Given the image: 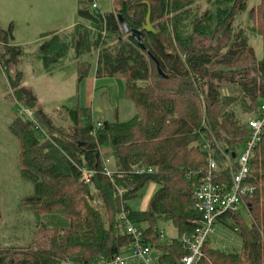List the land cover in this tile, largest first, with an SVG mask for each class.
Returning a JSON list of instances; mask_svg holds the SVG:
<instances>
[{
    "label": "trees",
    "instance_id": "trees-1",
    "mask_svg": "<svg viewBox=\"0 0 264 264\" xmlns=\"http://www.w3.org/2000/svg\"><path fill=\"white\" fill-rule=\"evenodd\" d=\"M194 1L114 0L113 10L104 12L93 11L92 0H80V22L67 34L40 37L38 52L47 73L69 49L76 59L94 53L95 76L122 78L135 113L96 128L90 109L62 106L72 129L61 136L36 108L35 96L20 86L21 73L15 74L14 84L9 81L15 99L33 109L43 130L38 137L28 120L10 124L20 176L33 185L21 205L36 219L37 234L24 247L0 248V264H91L121 254L131 243L117 218L122 206L134 224H146V241L163 252L166 262L186 253L177 238L159 242L158 224L170 221L178 235L193 231L199 217L193 191L205 177L208 157L218 165L214 180L229 185L238 167L237 150L249 134L243 117L254 115L264 102V0L247 9L252 32L262 40L259 60L238 24L248 0H206L200 14L189 8ZM148 7L157 36L142 30ZM118 15L129 29L142 31V48L121 31ZM10 34V27L0 28V47L14 64L22 51L8 45ZM89 66L76 61L77 81ZM226 160L235 171L223 166ZM136 166L152 171L137 174ZM81 168L93 171L86 184L79 181ZM246 182L254 187L241 206L248 221L239 212L219 218L238 234L241 250L222 253L207 244L199 264H264V131ZM149 183L155 190L147 209H130L128 202Z\"/></svg>",
    "mask_w": 264,
    "mask_h": 264
},
{
    "label": "rangeland",
    "instance_id": "rangeland-1",
    "mask_svg": "<svg viewBox=\"0 0 264 264\" xmlns=\"http://www.w3.org/2000/svg\"><path fill=\"white\" fill-rule=\"evenodd\" d=\"M79 1L0 0V28L7 30L10 27L11 34L8 38V45L22 51V55H18L16 62L13 64L6 60L9 58V55L4 54L3 49L0 47V54H3L0 58V85L3 84V88H6V84L8 83L7 92L3 90L2 94H5L8 100L10 98L13 101L12 105L5 112L8 115L7 117L14 118L13 122L15 119L22 121L28 119L17 115L18 105L23 104L15 99L14 90L10 87L9 81H12L14 84L15 74L18 72L21 73V79L22 75L25 76V79L21 82H27L33 89H37L38 86L44 84L42 82L43 77L40 76L36 78L37 80L35 79L39 71L45 70L39 61L38 45L41 43L40 37L43 34L51 32L67 34V31L72 28L70 26L81 20L77 16ZM96 1L101 11L109 12L113 10L114 0ZM257 1H247V8L241 18H239L238 24L243 27L245 35L253 47L254 56L259 60L263 54L262 40L260 36L252 32L253 22L247 13V9L257 3ZM207 6L206 0H195L189 8L200 14ZM82 55H80V59L88 61L90 66L87 75L74 83L73 86L79 106L91 108L94 124L96 122H124L132 118L135 113L134 106L124 95L123 79L107 76L95 78V54ZM32 71L34 72L33 75ZM29 91L32 93L31 88ZM223 92L224 94H228L225 88ZM42 93L46 102L43 105L44 110L51 108L53 112L49 115L53 131H56V134L61 133V136L69 134L72 125L66 114V110L62 107L53 110V106L50 104L52 102V91L45 89ZM247 116L244 115L243 118L246 119ZM2 120L3 118L0 119V248L12 246L24 247L35 240L37 234L35 227L36 219L29 210L21 205L22 197L33 191V185L24 178H20L15 158L17 155V139L10 132V124L12 122L11 119H7L5 122ZM41 133L40 129H35L36 136L40 137ZM259 150L260 148L256 151L257 158L260 157ZM240 152L241 148L237 150V155ZM231 165L229 160L223 163V166H230V169ZM231 170L235 171V167L232 166ZM149 189L150 183L142 189L141 195L138 198L128 202L130 209L141 211L147 207ZM239 213L247 222L248 216L242 207H240ZM157 228L158 231L164 234L166 240L177 238L178 236L175 226L170 221L159 223ZM207 243L209 247L222 253L239 252L241 250V240L238 234L220 222L214 224L213 232L207 239Z\"/></svg>",
    "mask_w": 264,
    "mask_h": 264
},
{
    "label": "built area",
    "instance_id": "built-area-1",
    "mask_svg": "<svg viewBox=\"0 0 264 264\" xmlns=\"http://www.w3.org/2000/svg\"><path fill=\"white\" fill-rule=\"evenodd\" d=\"M91 9L99 10L96 0H92ZM17 115L26 117L36 129L42 130L34 118L32 109L20 104L17 108ZM246 125L249 134L237 156L238 167L232 174L229 185L214 180L219 173L218 165L214 159L208 157L205 177L193 191L194 209L199 217L194 221L195 226L192 232L181 233L177 236L179 244L186 253L177 258L173 264H199L204 256V246L208 244L207 239L213 232L214 224L219 222L221 216L239 212L243 198L253 192L254 187L246 181L250 172L251 156L260 144L264 131V102L257 106L254 115L246 118ZM102 126V123L96 122V128H102ZM207 147L206 143L202 145L203 149ZM134 171L141 174L152 170L136 166ZM103 172L106 176H111V172L106 168ZM92 174V170L81 168L79 181L84 184L88 183ZM117 218L122 230L131 238L129 247L123 253L111 258L99 257L91 264H169L164 260L163 252L156 245L146 241L144 228L131 221L128 209L122 206ZM158 239L162 243H169L171 240H166L161 231L158 232Z\"/></svg>",
    "mask_w": 264,
    "mask_h": 264
},
{
    "label": "crops",
    "instance_id": "crops-1",
    "mask_svg": "<svg viewBox=\"0 0 264 264\" xmlns=\"http://www.w3.org/2000/svg\"><path fill=\"white\" fill-rule=\"evenodd\" d=\"M76 23H73V25H71L70 27L73 28ZM80 58H81V56H79L76 59L74 56V51L72 49H69L66 56L64 58H62L57 63V65L51 71V73H47L45 70H43V71H39L36 74L35 79L39 78L41 76V77H43L42 82H44V84L42 83L43 85L38 86L37 89L36 88L33 89V87L29 86V84L27 82H24V83L21 82L22 87L29 88V89L31 88V91L36 98V108H39L41 110V112L45 115V117L48 118L50 121H51V119L49 118V115H51V113H53V112H52L51 108L49 110H44L43 105L46 104V102L44 100V94L42 93V91H45V89L52 91V96H51L52 102L50 104L53 106L52 107L53 110H56L57 108L62 107V106H66L67 108H70V109L74 108L75 106H79L78 102L76 101L77 98H76V94H75L76 93L75 88L73 89L74 83L78 82L77 77H76V61L88 62L86 60H81ZM41 65H42V62H41ZM94 68L96 69V59H94ZM23 73H24V70H23ZM31 73L33 75L34 72L32 71ZM94 76H95V71H94ZM95 78H97V77L95 76ZM3 79H4V77H3ZM24 79H25V76L22 75L21 81H23ZM39 83H41V81H39ZM123 83H124V81H123ZM58 84H60V85H58ZM7 86H8V83L6 84V88H3V84L0 85V113H1L0 119L3 118L2 121H4V122L7 119H11V122H12L14 120V118L7 117L8 115L5 112L12 105L13 101L10 98L8 100L5 97V94L4 95L2 94L3 90H6V92H7V90H8ZM7 95H8V93H7ZM84 108H87V107H84ZM88 109L91 110V108H88ZM9 112H10V110H9ZM91 112H92V110H91ZM8 125H9V122H8ZM16 152H17V155L15 158H16V165H17V157H18L17 146H16ZM18 173L20 175V172H18ZM20 178H21V176H20ZM154 190H155V184L150 183V189L148 190L147 206H148L149 200H150ZM32 192H30L29 194H27L25 196L32 194ZM25 196H23V197H25ZM146 209H147V207L141 211H144ZM142 225H143L142 226L143 228L146 227V224H142Z\"/></svg>",
    "mask_w": 264,
    "mask_h": 264
},
{
    "label": "water",
    "instance_id": "water-1",
    "mask_svg": "<svg viewBox=\"0 0 264 264\" xmlns=\"http://www.w3.org/2000/svg\"><path fill=\"white\" fill-rule=\"evenodd\" d=\"M117 19H118V23H119L121 31L124 34H129L133 38V40L138 44V46H140L142 48L143 45H142L141 38H140L142 31L129 29L121 15H118ZM142 30L147 32V33H151L154 36H157V31L153 27V25L150 21V8L149 7H148L147 12H146L145 17H144V23L142 25ZM155 64H156L157 73L161 76H164L163 72L161 71V69L158 66V63L156 61H155ZM232 155H233V157L235 156V154H232Z\"/></svg>",
    "mask_w": 264,
    "mask_h": 264
}]
</instances>
